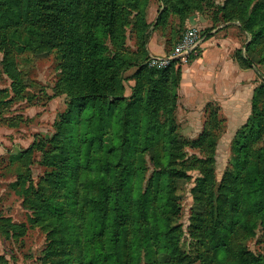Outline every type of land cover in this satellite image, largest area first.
<instances>
[{
	"label": "rangeland",
	"instance_id": "1",
	"mask_svg": "<svg viewBox=\"0 0 264 264\" xmlns=\"http://www.w3.org/2000/svg\"><path fill=\"white\" fill-rule=\"evenodd\" d=\"M254 12L264 0H0V264H264V89L240 147L218 105L201 136L176 74L147 64L153 37L168 54L189 28L251 43ZM252 58L260 86L263 37Z\"/></svg>",
	"mask_w": 264,
	"mask_h": 264
},
{
	"label": "crops",
	"instance_id": "2",
	"mask_svg": "<svg viewBox=\"0 0 264 264\" xmlns=\"http://www.w3.org/2000/svg\"><path fill=\"white\" fill-rule=\"evenodd\" d=\"M240 29L247 42H251L252 36L241 25ZM155 40L153 37L150 41L151 55H169ZM248 44L242 46L239 37L218 33L205 42L199 57L183 66L177 89L178 110L200 124L198 132L204 127L207 106L211 104L219 106L231 125V130L226 128L224 137H234L251 117L259 78L254 66L245 67L237 58L239 51L246 53Z\"/></svg>",
	"mask_w": 264,
	"mask_h": 264
},
{
	"label": "trees",
	"instance_id": "3",
	"mask_svg": "<svg viewBox=\"0 0 264 264\" xmlns=\"http://www.w3.org/2000/svg\"><path fill=\"white\" fill-rule=\"evenodd\" d=\"M239 22H240L241 27L252 36V41L246 47V53L243 54V51L242 50L239 51L238 54H237V58H238V60L245 67H251V66H253L252 63H251L253 61V58H252L253 45L256 42V39L258 37H263L264 38V18L259 17V15L255 14V12H254V13H251L250 14V17H249V19L247 20L246 23L245 22L242 23L241 21H239ZM204 32H205V35H207V39L209 40L212 37L211 33H209L208 31H204ZM182 36H181V38H182ZM86 38H87V41H89V42H93V41L96 42V40H94L93 37L90 34H88L86 36ZM181 38L179 39V41L181 40ZM175 46L173 47V49L175 48ZM173 49H171V50L173 51ZM170 53H168V54H170ZM194 59H196V57H191L190 58V62L192 60H194ZM182 69H183V66L180 64L179 61H174V62L171 63V65L169 67L165 68L166 71L169 70L173 74L175 73L176 76H177V82H176L175 85L173 84V89L175 88V90H176V97H177L176 98L177 99V104H176V102L173 104V108H175V110L177 109V105H178L177 89H178L179 82H180V79H181ZM159 70H161V69H159ZM260 89H264V84L258 86L257 89L255 90V94H254V98H253V102H252V114H251V117L249 118V120L244 125V127H246L251 122V120H252V122L256 121V112H257L256 102H257V94L259 93V90ZM102 96L105 97L106 99H109V95L106 92L102 93ZM211 106H215V105H212L211 104V105H209L207 107V110H206V120L204 122L205 123L204 124V127H203L204 129H203V132L201 133V136H204L205 133L210 132L212 130V128H213V122L214 121L220 122V120L217 117L218 116L217 113H219V111L216 112V114L213 116L212 115L213 112L211 113V108H210ZM244 127L240 128L239 131L237 132V134L235 135L236 136L235 138H238V139L235 140V145L236 146H240L241 147L244 139L247 136L246 134H244V131L241 132V129H243ZM240 149L241 150H244L245 148H240ZM247 152L248 151H246V154H247ZM244 177H246V176H244ZM105 180L104 179H100V181L97 182L98 185H101V186L103 185L104 186V189H105L104 192L106 190H108V189H111V187H112L111 185L107 184ZM96 181L97 180H92V182L95 183V184H96ZM256 187H257V189H259V190L262 191V189H260L262 187V184L259 182V180L257 181ZM252 193H259V192L256 191V189H253ZM114 199H115V201H114ZM101 200H102L101 204H103L107 208H111L112 209V206H113L114 202L115 203L120 202L122 200V197L119 198V200L116 199V194L113 192L110 196H108L104 200L101 197Z\"/></svg>",
	"mask_w": 264,
	"mask_h": 264
},
{
	"label": "built area",
	"instance_id": "4",
	"mask_svg": "<svg viewBox=\"0 0 264 264\" xmlns=\"http://www.w3.org/2000/svg\"><path fill=\"white\" fill-rule=\"evenodd\" d=\"M207 40V35L203 30L189 28L169 55L160 57L150 55L147 64L152 68L164 69L172 62L179 61L182 66H185L190 62L191 57L200 56Z\"/></svg>",
	"mask_w": 264,
	"mask_h": 264
}]
</instances>
